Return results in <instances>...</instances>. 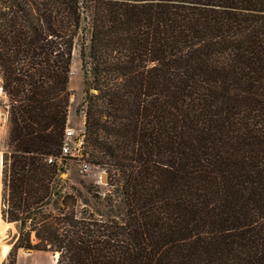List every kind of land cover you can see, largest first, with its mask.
<instances>
[{"label":"trees","instance_id":"16d2710c","mask_svg":"<svg viewBox=\"0 0 264 264\" xmlns=\"http://www.w3.org/2000/svg\"><path fill=\"white\" fill-rule=\"evenodd\" d=\"M76 46L84 152L120 214L46 160ZM0 86L8 264H264V0H0Z\"/></svg>","mask_w":264,"mask_h":264},{"label":"rangeland","instance_id":"374dc122","mask_svg":"<svg viewBox=\"0 0 264 264\" xmlns=\"http://www.w3.org/2000/svg\"><path fill=\"white\" fill-rule=\"evenodd\" d=\"M70 78L68 82V88L71 92L70 106L68 113L67 125L77 130L83 125V115L75 113L76 106L81 102L83 98L82 90V71L79 59L78 47L74 49L73 59L70 66ZM7 103V97L3 93L0 86V153H1V167H2V150L5 144V137L7 131V113L5 110ZM79 162L76 158L68 160L66 171L61 172V177L66 181L67 185H73L80 189L84 196L88 198L90 208L96 212L106 215L107 213L120 214L122 212V204L117 202L114 206L107 207L104 205L102 196L108 191L107 172L105 169L98 165L90 164L88 172L82 173L79 171ZM102 172L106 173V182L101 181ZM92 196H90V192ZM95 195H97L95 197ZM0 204H1V168H0ZM0 228L2 229V235L0 236V250L3 244H8V250L10 249L11 242L15 236L14 224H7L1 217L0 213ZM5 255L0 254V264H8L9 258L7 253ZM55 257L50 251L44 250H32L27 251L19 249L16 253L15 264H55Z\"/></svg>","mask_w":264,"mask_h":264},{"label":"built area","instance_id":"2783aa9c","mask_svg":"<svg viewBox=\"0 0 264 264\" xmlns=\"http://www.w3.org/2000/svg\"><path fill=\"white\" fill-rule=\"evenodd\" d=\"M84 127L81 125L77 130L66 125L62 137L60 151L57 155L47 157V162H54L58 167L65 166L68 160L76 158L79 162V171L88 172L90 163L86 159L84 152Z\"/></svg>","mask_w":264,"mask_h":264},{"label":"bare ground","instance_id":"6f19581e","mask_svg":"<svg viewBox=\"0 0 264 264\" xmlns=\"http://www.w3.org/2000/svg\"><path fill=\"white\" fill-rule=\"evenodd\" d=\"M0 168H1V153H0ZM0 220H1V218H0ZM6 223H7V221H6ZM7 224H11V223H7ZM1 235H2V229L0 228V236ZM7 250H8V244L7 245L3 244V246H1L0 254L2 256L5 255Z\"/></svg>","mask_w":264,"mask_h":264},{"label":"water","instance_id":"95a60500","mask_svg":"<svg viewBox=\"0 0 264 264\" xmlns=\"http://www.w3.org/2000/svg\"><path fill=\"white\" fill-rule=\"evenodd\" d=\"M101 181L106 182V173L105 172H102ZM53 256L55 257V259L57 258V254L56 253H53Z\"/></svg>","mask_w":264,"mask_h":264}]
</instances>
